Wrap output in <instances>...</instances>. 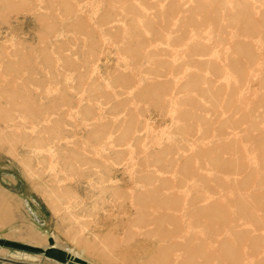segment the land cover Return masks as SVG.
Listing matches in <instances>:
<instances>
[{"label": "rangeland", "instance_id": "rangeland-1", "mask_svg": "<svg viewBox=\"0 0 264 264\" xmlns=\"http://www.w3.org/2000/svg\"><path fill=\"white\" fill-rule=\"evenodd\" d=\"M198 1L128 0L156 22L152 32H137L147 45L141 56L127 35L136 20L121 4L0 0V193L9 202L0 241L46 249L53 239L88 264H148L171 245L204 248L192 231L212 216L200 215L198 202L224 212L225 239L248 252V264H264V207L251 208L249 219L236 210L264 194L257 190L264 171L255 167L264 161V0H211L226 6L221 19L206 10L188 22ZM242 6L248 26L226 16ZM170 8L176 15L164 18ZM199 44L205 52L192 55ZM236 63L243 69L232 71ZM197 76V90H220L218 106L200 90H182ZM161 87L159 106L147 95ZM225 122L228 133L238 131L229 140L217 134ZM213 152L228 171L204 160ZM129 165L132 176L124 173ZM161 185L166 199L188 210L141 205L138 197ZM165 214L173 222L159 225ZM168 233L184 239L170 242ZM0 264L59 263L0 244Z\"/></svg>", "mask_w": 264, "mask_h": 264}, {"label": "bare ground", "instance_id": "bare-ground-1", "mask_svg": "<svg viewBox=\"0 0 264 264\" xmlns=\"http://www.w3.org/2000/svg\"><path fill=\"white\" fill-rule=\"evenodd\" d=\"M110 1H111V3H113L115 5H120L121 4L120 8L122 9V11H125L124 8H128V12L131 14L132 18L134 19V20L133 19L132 20L133 21L136 20L135 23H133V21H131L133 23L132 24L133 26L130 27L129 28L130 30L127 32L128 33L127 35L129 37H131V38H128V37L127 38L128 39L135 38V40L138 41L139 44L135 47V52L138 53V55L140 54L142 56V53H144V51L146 50L145 48H146L147 45H146L145 39H143V37L140 34H137V32L140 31V30L146 31V32H150L149 29H151V32H152V30L154 29V24L156 22L153 23L152 21H149L150 18L148 16H146L145 14L140 13L137 8H132V7L128 6V0H110ZM235 1H237V0H233V2H235ZM241 1H243V0H241ZM210 2H211V0H200V2L198 1V4L194 7L193 12H191V14L187 16L188 22H189V20H192L191 18H193L195 16V15L192 16V13L200 14L201 12H204L206 10L212 11V14L210 15L209 18H213V20L214 19L219 20V18L221 17L220 16V14H221L220 10H222V9L226 10V6L225 5L222 6L220 4V2H218L219 4L214 6ZM123 5H125V7ZM243 8H244V6H242L241 8H238L237 11H229L228 10L229 12H227L226 16L229 17V21L231 23H239V24H241L243 26H245V25L248 26V25H250L252 23V17H250V16L243 17L241 15ZM175 10H176L175 8L168 9V11L164 14L165 16H163V17L164 18H166L167 16L174 17L176 15V14H174ZM122 13L123 12H121V14ZM223 16L224 15H222V17ZM111 17H108V18L110 19ZM116 17H117V15H116ZM203 19H205V18H203ZM114 21L115 22L116 21L120 22L119 19H115ZM163 21H164V19H163ZM203 21L204 20L200 21V23H202ZM208 22H210V21H208ZM200 23H198L197 25H199ZM164 27H165V25H164ZM200 27L201 26H198V28H200ZM168 28H169V26H168ZM186 32H187V30H186ZM218 32H221L220 28H219ZM158 33L160 35H162L163 31L160 30ZM246 34L250 35L251 33L247 32ZM119 35H118V37H119L118 39L120 40L122 38H121V35L120 36ZM188 35H189V33H188ZM187 37L188 36L186 34L185 38H187ZM128 41H126V42H128ZM189 42H191V41H189ZM245 46L247 47L248 44L245 45ZM245 46H241L239 48L238 54H243L246 51ZM131 51L134 52V47L129 48V52H131ZM204 52H205V48L201 44H199L196 47V49H193V51L191 53H192V55H202ZM150 54H151V56L153 55L152 57L151 56L150 57L154 58L157 53H155L151 49V53ZM245 56H246L245 59L248 58V60L252 63L251 65H255L256 64V58L254 56L248 55V54H246ZM243 66H244L243 64L236 63L235 65H233L232 71H238L240 68L243 69L242 68ZM141 68H144V67H141ZM215 71H217V70L215 69ZM201 81H202V79L200 78V76H197V77L191 79L188 84L184 85L182 87V90L184 92H186V91L191 92L192 94H196L198 96L200 95L199 94V90H200L204 96H206L207 98L210 97L213 100L212 104H213L214 107H216V105L218 106L219 105V103H218L219 99H217V98L219 96V91L220 90H217V92H212L209 89H203V88H198V90H197L198 84ZM238 81H240V80H237V82ZM189 90H197V91H195V93H193L192 91H189ZM165 95H166V90L161 87L157 91H150L147 96H149V98L151 100H153L156 104H158L160 106L164 102ZM164 104H163V106H164ZM214 110H216V108ZM0 114H2L1 111H0ZM186 116L190 117V114L187 113ZM5 117L8 119L9 115H6ZM259 118H257V119H259ZM252 119H253V117H252ZM228 123L229 122H225L221 126L218 125V127H217L219 129V131H217L218 136L223 137L225 139L226 138L227 139L228 138L231 139V137L237 135L238 131H236V132L231 131L230 133H228V129H226V128H228ZM255 128H257L256 127V122H254V129ZM252 141H254V140H252ZM253 144H255V142ZM222 157H223V155L220 154L219 152H213L211 155L207 156L204 160L207 163L211 161L215 165V167L217 168L216 170H218V171H222V172L225 171V170L228 171V168H222V169L219 168V165H220V162L222 160ZM255 165H256L255 167L257 169H260V171H264V161H263V163H261V165L259 163L255 164ZM133 168H134L133 165H129L127 168H125L124 173L127 172V173L131 174V176H132L134 174V169ZM213 168L214 167H212V169ZM186 169H188V168H186ZM190 170H191V168H190ZM218 171H216V172H218ZM185 172H187V170H185ZM199 173L203 174L200 171H199ZM117 178L119 179V177H117ZM119 180H117V181H119ZM247 180L252 182L254 180L253 179V175H250ZM258 182H259L258 186L260 188H257V190L264 191V178L261 181H258ZM165 190H166V187L163 186V185L159 186V188H155L153 190L151 189V192L149 191V194L147 193L144 197L142 195H140L141 197H138V201L141 202V205L142 204H149L150 206H152V210L154 212L155 211H158V212L161 211L162 212V210L164 211V209H166L167 211H171V212L174 211L175 214H177V213L182 212V211H183L182 213H184V211L186 212L188 210L186 208L180 209L178 203L176 201H174L173 199H166L165 195H164V191ZM235 192L239 196H240V194H242L240 188L239 189H235ZM250 193H247V194L250 195ZM250 199L252 201V202H250L251 203V207L248 205L249 202L247 200H242V202L238 206V209L236 208L237 212H239V215L241 214V216H245V217L247 216V219H249L248 217H250V216H248L249 215L248 212L250 211L251 208L255 209L256 205L260 206V207H264V194L261 195V196H256V194L254 193L253 195H250ZM138 206H140V205H138ZM143 206H145V205H143ZM198 206H199V203L195 202L194 203V207L196 209H198V211H199L198 213L200 215H211L212 216V218H209L210 222H211L209 226L201 227L200 229H194L192 231L193 233L196 234V236L197 235H202L201 237L203 238V241L200 243L199 239L195 240V244L201 245L202 247L205 248V250H204V248L203 249H198L197 251H194V252L189 250L190 248H192L193 242H189V244L187 246H184V247L171 245L169 247H166L160 253V255L151 258V260L148 262V264H219V263H224V264H248V262H246L247 261L246 257H247V253L248 252H246L245 250L243 251V248L239 247L240 245L238 246L237 242H231V241H233L232 238H231V241H227V239H225V237L226 238L228 237L227 234H226V230L230 227V222L231 221L224 218V216H223L224 212L222 210H220L219 208H217V207H214V208H211V209L210 208L209 209H203V208H200ZM8 208H9V202H8L7 197L5 195H3L2 193H0V224L1 225L3 224V220L6 217V211L8 210ZM144 213H145V211H144ZM263 214H262V217H263ZM141 216L144 217L145 215H143V213H142ZM242 218H244V217H242ZM259 220H261V219H257L258 222H259ZM167 222L171 223L173 221H171V219H168L166 214H165V216L160 219L158 224L160 223L162 226L163 225L166 226ZM247 222H249V221H247ZM143 230H144V228H143ZM160 230H161V228H160ZM149 233H151V232H149ZM242 234H244V233H242ZM145 235H147V234H145ZM166 236H167L166 238L170 237V242L184 239L183 237H178L177 235H173L171 233H168ZM236 236H238V235H234V237L237 239ZM163 237H165V236H163ZM216 237H220V240H221L220 243H219V241L216 240ZM235 238H233V239L235 240ZM237 240H239V239H237ZM161 241H163V239ZM216 243H218V245H216ZM216 247H218V248H216Z\"/></svg>", "mask_w": 264, "mask_h": 264}, {"label": "water", "instance_id": "water-1", "mask_svg": "<svg viewBox=\"0 0 264 264\" xmlns=\"http://www.w3.org/2000/svg\"><path fill=\"white\" fill-rule=\"evenodd\" d=\"M0 244L3 245L4 247L18 251L34 253V254H43L45 255L46 258L52 259L58 262L59 264H68L70 262L76 264H88L87 261L83 260L82 258L74 256L68 251L58 248L54 244L53 239H49L50 246L47 247L46 249L28 244L18 243L14 241H3V242L0 241Z\"/></svg>", "mask_w": 264, "mask_h": 264}]
</instances>
